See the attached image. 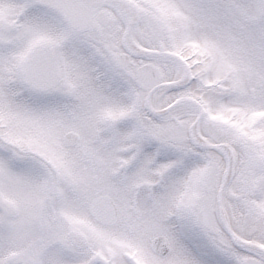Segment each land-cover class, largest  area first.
Returning a JSON list of instances; mask_svg holds the SVG:
<instances>
[{"label": "snow or ice", "instance_id": "1", "mask_svg": "<svg viewBox=\"0 0 264 264\" xmlns=\"http://www.w3.org/2000/svg\"><path fill=\"white\" fill-rule=\"evenodd\" d=\"M0 264H264V0H0Z\"/></svg>", "mask_w": 264, "mask_h": 264}]
</instances>
